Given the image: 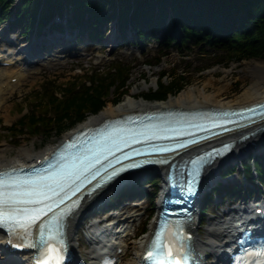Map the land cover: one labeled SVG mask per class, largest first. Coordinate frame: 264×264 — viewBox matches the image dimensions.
I'll use <instances>...</instances> for the list:
<instances>
[{
	"label": "trees",
	"instance_id": "1",
	"mask_svg": "<svg viewBox=\"0 0 264 264\" xmlns=\"http://www.w3.org/2000/svg\"><path fill=\"white\" fill-rule=\"evenodd\" d=\"M166 4L170 8L169 20L163 21ZM64 8L71 15L69 25L78 27L79 31L96 25L94 33L102 36L97 24L115 18L120 42L136 44L138 39L141 42L154 39L164 50L163 54L169 47L183 51L196 46L219 47L230 60L264 58V0H0V20L14 16L10 23L19 24L24 35L32 30L37 15L38 24H42L53 12L60 13ZM125 22L134 31L132 39L123 31ZM94 33L90 32L89 36L94 38ZM130 68L116 65L108 71L91 72L84 81L74 77L54 89L43 85L42 91L35 90L36 106L27 109L10 126L1 128L9 135L17 132L40 135L46 129L59 135L88 114L97 113L110 95L114 103L120 101L130 87ZM185 85L183 76L162 71L155 87L140 96L150 101L164 100ZM242 165V174L250 176V164L242 160ZM254 165L257 179L264 186V170L256 158ZM230 168L233 166L226 170ZM206 207L201 211L205 212Z\"/></svg>",
	"mask_w": 264,
	"mask_h": 264
},
{
	"label": "rangeland",
	"instance_id": "2",
	"mask_svg": "<svg viewBox=\"0 0 264 264\" xmlns=\"http://www.w3.org/2000/svg\"><path fill=\"white\" fill-rule=\"evenodd\" d=\"M76 46L74 50L78 54L76 57L65 56V59L59 60L57 63L50 62L42 66L23 67L22 71L28 74V77L22 84L17 85L11 94L12 97L7 102V104H11L7 116H5V110H0V147L6 148V158H17V156L21 155L20 150L25 147L29 149L31 155L40 154L51 144L56 143L63 135L94 115L88 114L82 121L66 129L60 135L49 129L43 130L40 135L34 136L28 133L18 134L19 132L9 135L1 127L10 125L27 109L36 106L33 96L37 94L35 93L36 89L42 91L43 85L53 89L58 88V85L74 79V77H77L76 80H83L84 78H88L91 72L108 71L113 66L122 65L127 66V68L131 67L129 77L130 87L127 94L131 91L139 90L140 92L135 94L138 97L141 93L146 92L148 88L155 87L159 74L162 71H166L170 75L173 74V76H183L186 80V85L183 89L190 88L195 90L198 95L194 96V98H210L226 101L239 96L246 87L251 85L252 80L257 79L262 82L264 78V71L261 66H246L248 63H261L264 61L263 58L242 59L239 61L230 60L224 52L219 50V47L199 49L193 46L191 49L183 51L169 47L163 54L164 50L154 39H149L148 44L142 47L119 45L110 49L109 45L106 44L88 43L85 41H80ZM63 54H68V52L64 51ZM17 66L20 65H13L14 68ZM206 84L208 85L207 90L204 89ZM218 91L221 94H218ZM112 97L113 95L108 97L109 100L106 101L104 106L109 103L112 104ZM20 106H22L21 110ZM259 149L264 150V144ZM232 175H234L235 179H239L242 182L241 173L234 171ZM234 178L227 181H234ZM144 187L151 192L155 189L154 186L147 184ZM240 194H243V190L240 191ZM115 200L125 202L124 204H120L122 208L120 209L121 216L126 214L127 211H131L129 212L131 214L135 213L133 214L135 221L131 228L145 226L146 231L148 230L151 214L155 212V205L150 200L144 195L117 197ZM238 201H240V204L242 203L240 198H238ZM130 207H133V209ZM211 209L214 211L213 214L205 217V222L202 226L196 227L202 239H205V229L214 219L218 220L220 218L221 209H215L214 207ZM100 211H95L89 221L96 220ZM214 215H217V217ZM143 218L144 220H141ZM75 230L76 228L73 230L74 236H76ZM82 230L85 231V227ZM79 235L84 238L81 232H79ZM134 239L128 238L130 240L129 245H131ZM74 243L76 242L74 241ZM129 248L133 251L131 247ZM88 249L87 246L81 249L78 248L81 257L88 255ZM120 259L124 260L125 255ZM5 264L14 263L6 262Z\"/></svg>",
	"mask_w": 264,
	"mask_h": 264
},
{
	"label": "bare ground",
	"instance_id": "3",
	"mask_svg": "<svg viewBox=\"0 0 264 264\" xmlns=\"http://www.w3.org/2000/svg\"><path fill=\"white\" fill-rule=\"evenodd\" d=\"M2 55L0 54V57ZM46 56V57H45ZM44 55L45 61H51L54 63H57V60H63L64 58L57 57V55ZM2 61L4 64L0 63V110H5V116H7L8 111L11 107V104H7L9 99L12 97V93L14 92V89L17 85L22 84L25 79H27L28 74H25L22 70L24 69L22 66H17L16 68L13 67V58H2ZM43 62L41 60H38L37 63L33 64L42 66L41 64ZM29 66V65H28ZM246 66H261L262 70L264 71V61L261 63L254 62V63H248ZM15 77V78H12ZM12 78V80H11ZM15 81V83H13ZM204 89H208V85L206 84L204 86ZM139 90L131 91L125 98L120 100L119 102L115 104H107L102 108L100 111H98L96 114H94L92 117H90L88 120L81 123V125H87V124H95L104 119L105 117H113L116 115H120L125 112L129 111H136L137 109H144V108H151V107H192V106H238V105H244L248 104L253 101H257L258 99H261L264 97V78L262 79V82H260L257 79L252 80L251 85L249 87H246L243 92L235 97L234 99L226 100V101H219V100H213L210 98H204V99H198L197 97L194 98V96H197L198 93H196L195 90H192L190 88L182 89L180 92H178L175 95H170L164 100H155V101H147L144 98L138 96L136 97L135 94L139 93ZM218 94H221L220 91H218ZM263 121H260L259 123L254 124V127L257 126V124L263 123ZM253 126V125H252ZM251 126V127H252ZM68 136L67 134L64 135V137ZM238 136V135H237ZM256 140H258L261 143H264V132L256 133L254 136ZM246 141L239 143L236 148L234 149L237 154H239L240 148L244 145ZM257 142V141H256ZM260 143V144H261ZM49 148V147H48ZM47 148V149H48ZM199 147L193 148L188 150L187 152H182L177 157H181L183 155H186L187 153H190L194 150H197ZM6 148L0 147V166L4 164L11 163L13 161H30L33 160L35 157H39L40 154H34L31 155L29 152V149L27 147L20 150V156H17V158L14 159H8L5 157ZM85 203L80 205V207L74 211L70 218L67 220V236L68 241L70 244H72V247L75 249V245L73 241L75 240V237L72 233L74 228H76L80 215L82 213V209L85 207ZM256 207V206H254ZM253 207V208H254ZM133 209V207H130ZM252 208V209H253ZM127 210V209H126ZM131 211H127L126 214L123 215V218L126 220V225L124 230H126V237L122 238L120 240V251H117V249H114V253L117 258H121L125 255V259H120L118 264H135L137 259L136 256L140 251L142 250V247L147 240L148 234L143 235L139 238H135L131 245H129L128 236L131 237L135 231H137L138 228H131L133 226V222L135 221V218L133 217V214L135 213H129ZM121 219V218H119ZM141 220H144L141 219ZM238 220V219H236ZM235 220V221H236ZM194 224V222L192 223ZM224 224H225V218H219L218 221H215L211 223L204 231L205 239H202L199 234L200 232L194 231V244L196 248L200 251L201 254H206L207 249H211V251L215 250L214 248L221 246L222 242L226 239V236L223 234L224 231ZM133 249V251L130 250V248ZM2 251H0V259H2V262L8 261V257L5 258V255L3 256ZM92 251H89V259H92L91 257ZM212 254V252H211ZM83 260L82 258H80ZM10 262H16L13 259H9ZM8 261V262H9Z\"/></svg>",
	"mask_w": 264,
	"mask_h": 264
},
{
	"label": "snow or ice",
	"instance_id": "4",
	"mask_svg": "<svg viewBox=\"0 0 264 264\" xmlns=\"http://www.w3.org/2000/svg\"><path fill=\"white\" fill-rule=\"evenodd\" d=\"M72 175H75L73 173ZM61 177H62V182L64 185L65 189H68V186L71 184L72 181V176H64L61 170ZM31 185H34L36 189H43L44 191L47 192H55L57 189L60 188V183H57L55 179H53L50 176H45V177H36L33 178L30 181ZM27 188V185H12L9 187V191L12 192L13 189H15L14 194H9L6 197L0 198V208H7L8 211V217L9 219H14L15 217L18 216H23L25 219H28L27 213L32 212L35 213L37 211H40L42 214V211L46 209L47 205H44L42 209H36L34 207L32 208H25L23 207L24 203V196L23 193L25 189ZM33 191V199L37 198L35 195V189ZM64 192H60V195H63ZM39 199H44L43 195H40L38 197ZM58 198V197H57ZM29 223L31 220L29 219ZM171 253H169V257H171Z\"/></svg>",
	"mask_w": 264,
	"mask_h": 264
}]
</instances>
